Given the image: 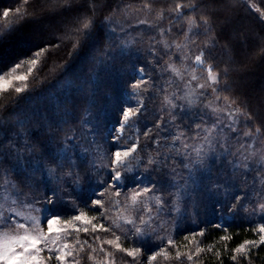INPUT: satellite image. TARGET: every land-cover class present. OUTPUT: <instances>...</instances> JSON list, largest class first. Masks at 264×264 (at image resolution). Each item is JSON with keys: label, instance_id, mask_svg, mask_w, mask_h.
<instances>
[{"label": "snow or ice", "instance_id": "obj_1", "mask_svg": "<svg viewBox=\"0 0 264 264\" xmlns=\"http://www.w3.org/2000/svg\"><path fill=\"white\" fill-rule=\"evenodd\" d=\"M253 8L259 15L249 20ZM15 13L0 40L18 30L27 38L25 26L46 17L62 23L57 42L0 62V264H203L196 237L209 213L225 249L229 227L245 222L253 238L229 259L257 264L264 93L247 99L243 89L264 65V11L248 0H22ZM65 42L95 75L29 90L40 57ZM110 75L126 77L128 92L115 125L90 109L83 119L60 111L61 98L89 91L83 98L94 105ZM22 100L38 128L26 127L30 120L5 127ZM70 117L75 127L62 135Z\"/></svg>", "mask_w": 264, "mask_h": 264}, {"label": "trees", "instance_id": "obj_2", "mask_svg": "<svg viewBox=\"0 0 264 264\" xmlns=\"http://www.w3.org/2000/svg\"><path fill=\"white\" fill-rule=\"evenodd\" d=\"M21 4L22 0H19V2L18 0H0V32L7 29L16 21L15 8L20 7ZM263 4L261 5L263 6ZM4 9H12L10 17L7 19L2 16V11ZM257 15H259V13H256L253 9L248 18L252 20L253 17ZM117 19H120V17L118 16ZM61 23L62 17L60 14L46 17L38 23L34 22L25 26V30L28 32L27 38L22 39V31L18 30L10 38L0 40V62L7 65L14 62L20 56L31 54L32 51L43 47L45 44L57 42L60 36L55 33L60 29ZM36 67L41 69V71L34 73L39 76V79L34 80L33 77L30 76L28 89L36 90L37 94L43 93L44 89H50L55 92L58 87L64 85L65 81H76V78L81 74L95 75L94 63L86 60L83 55L73 53L71 44L68 42H65L59 48L49 49L48 52H45L40 57ZM123 79L124 78L115 75L108 76L95 96L94 105L83 98L85 95H91L90 91L86 94H78V97L73 101H67L61 98L63 107L60 111L63 112L66 109L68 112L73 113L75 116H79L81 119L88 115L89 109L92 114L98 113L102 118L106 115H113L115 110L119 108L120 104L123 102V94L125 91ZM58 81L59 84H57ZM243 90L246 93L247 99H254L261 93H264V65L252 69L244 81ZM10 95L15 96L16 94L13 92ZM42 101L43 98L41 97L37 102ZM16 120H30L31 124L26 125V127H39V125L35 123V117L32 115L31 107L27 101H21L18 114L12 117L11 124H6L5 127L15 125ZM63 127L64 133H62V135L72 133L75 125L71 117L68 123L64 124ZM20 130L23 131V129ZM211 225V223L207 225L203 237H198L197 241L205 248V252L200 254L199 259L203 261V264H219V260L216 257V252L219 251V259L223 260L224 264H232L229 259L231 250L245 239H252L253 236L251 232L245 231V222L237 218L236 222L228 229V234L232 236V239L226 242L227 249H225V242L220 241V237L224 235V233ZM97 234L100 236L102 235L101 233ZM180 241L182 243H187L183 241V237H180ZM189 247L192 249L195 248L192 244H190ZM209 247L213 249L211 252L207 251ZM181 251H186V249L181 248ZM160 264H177V262L174 259L169 261L161 260ZM257 264H264V248L260 250V258L257 259Z\"/></svg>", "mask_w": 264, "mask_h": 264}, {"label": "rangeland", "instance_id": "obj_3", "mask_svg": "<svg viewBox=\"0 0 264 264\" xmlns=\"http://www.w3.org/2000/svg\"><path fill=\"white\" fill-rule=\"evenodd\" d=\"M248 3H249L250 5L254 4L256 7H259V8H261L262 11H264V8H263V7H264V4H263V3L257 2V0H248ZM261 4H263V6H262ZM261 6H262V7H261ZM253 9L255 10V8H253ZM183 39H184L183 37H180L178 42L182 41ZM125 67H127V64H125ZM125 79H126V77H124L123 81H124ZM123 86L125 87V83H124ZM127 101H128V92L126 91V88H125V91H124V94H123V102L120 104V106H121L123 103L127 102ZM120 106H119V107H120ZM118 114H119V108H117V109L115 110V113H114L113 115H106V116H104L103 119L107 122L108 126L111 127V126L115 125L116 120H117V118H118ZM145 123H148V121H142V122H141V125H143V124H145ZM127 134H128V135H133V132L129 131ZM204 211H205V209L202 208V209H201V212H202V218H204V216H203ZM238 218H239V217H238ZM215 220H216V216L213 215V214H211V213H209L208 216H207V225L210 224V223L212 224ZM101 234H102V235H101L102 237H109V234H108V233H102V232H101ZM81 238H82V239L84 238L83 234H81ZM190 239H191V237H190ZM196 240H198V237H196ZM123 243H124V246H125V247L128 246V243H127V242H123ZM192 245L196 246L195 244H192ZM118 255H122V254H118Z\"/></svg>", "mask_w": 264, "mask_h": 264}]
</instances>
